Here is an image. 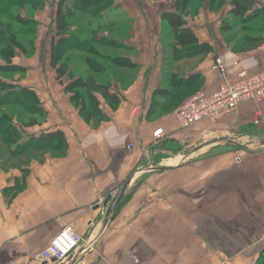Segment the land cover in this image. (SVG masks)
Returning a JSON list of instances; mask_svg holds the SVG:
<instances>
[{"label":"crops","instance_id":"crops-1","mask_svg":"<svg viewBox=\"0 0 264 264\" xmlns=\"http://www.w3.org/2000/svg\"><path fill=\"white\" fill-rule=\"evenodd\" d=\"M112 1L107 15L120 14L114 28L123 31L116 36L129 47L119 53L137 70L127 87L113 86L121 97L118 108L96 95L107 120L96 125L79 116L55 81L50 48L43 66L38 49L30 59H14L27 76L10 83L33 91L46 113L41 125L21 128L14 121L23 139L60 131L66 148L0 158V264H55L40 255L65 226L83 238L77 253L82 264H256L264 257V146L257 145L264 137V101L242 102L215 123L188 129L179 127L176 109L146 115L153 93L172 89V75L199 77L197 86L179 92L195 86L216 91L222 80L212 70L216 57L231 80L239 71L263 70L264 50L241 42L245 35L264 37V0L242 2L246 15L262 17L250 22L252 32L236 38L220 29L221 20H231L234 0H224L214 13L205 0L185 21L212 52L182 60L173 57L171 40L163 41L169 31L161 16L175 11V0ZM159 129L161 136L153 138ZM230 140L250 142L241 149ZM197 142L204 144L195 148ZM186 151L193 159L183 163Z\"/></svg>","mask_w":264,"mask_h":264},{"label":"trees","instance_id":"trees-1","mask_svg":"<svg viewBox=\"0 0 264 264\" xmlns=\"http://www.w3.org/2000/svg\"><path fill=\"white\" fill-rule=\"evenodd\" d=\"M204 1L175 0V11L165 12L161 16L165 29L172 33L171 51L177 60L203 58L212 52L207 45L199 44L185 21L187 15L197 13ZM242 2L247 0H234L230 12L233 17L241 20L240 24L247 25L254 19L262 17L257 11L246 15ZM43 4L42 0H0V59L3 63L0 64L1 75L20 74L25 70L14 65L12 61L17 51L31 56L34 54L36 25L34 21L21 16L22 8L28 6L36 9ZM223 4L224 0L208 2L211 10L218 9ZM111 10L112 0H58L54 14L55 35L58 40L56 42L53 40L50 46V66L55 70L59 84L64 86V92L70 95L71 104L77 109L79 116L86 122L94 121L96 125L107 120L99 109L96 95H100L111 108H118L121 97L113 91V86L118 85L124 89L133 81L137 70V65L131 59L119 53L122 50H129L127 45L120 42L116 36L105 38L100 35V31L116 27L115 20L109 23L104 21ZM76 14L90 18L85 21V27H76L80 22L79 18L82 20V17H76ZM221 30L226 33L231 27L223 24ZM263 39L264 37H245L242 43L245 45L244 48H256ZM75 54H78V57H74ZM73 61L75 63L73 71L66 70V66ZM81 65H84L86 70L75 74ZM70 75V81L64 85L62 78H68ZM171 80L172 89H159L153 93L146 115L148 119L177 110L187 98L198 92L196 86L199 77L196 74L186 77V81L183 77L172 75ZM189 82L188 86L181 88L182 84L187 85ZM192 83L196 84L194 88L188 92H179L180 89L190 88L189 85ZM161 99L166 103H160ZM15 107L27 114L26 121L22 120L21 112H18L16 117L11 114L12 112H7L6 108ZM45 117L46 113L40 108L33 91L0 78V156L4 151L9 153V157L27 156L29 151L44 149L64 151L66 142L62 132L54 131L24 140L23 133L14 123L17 120L21 128H29L41 125ZM256 264H264L262 255Z\"/></svg>","mask_w":264,"mask_h":264},{"label":"built area","instance_id":"built-area-1","mask_svg":"<svg viewBox=\"0 0 264 264\" xmlns=\"http://www.w3.org/2000/svg\"><path fill=\"white\" fill-rule=\"evenodd\" d=\"M259 49L264 50V39ZM212 70L221 75L220 86L211 93L200 90L178 107L175 119L181 129L191 128L201 121L215 123L232 114L242 102L260 104L264 101V69L254 74L239 71L236 79L231 80L226 76L222 59L216 57ZM161 134V129L156 130L153 138L157 139ZM127 147L133 148L132 145ZM82 243L83 238L70 226H65L41 252L40 259L55 264H82L77 255Z\"/></svg>","mask_w":264,"mask_h":264},{"label":"rangeland","instance_id":"rangeland-1","mask_svg":"<svg viewBox=\"0 0 264 264\" xmlns=\"http://www.w3.org/2000/svg\"><path fill=\"white\" fill-rule=\"evenodd\" d=\"M42 1L44 3L42 7H38V8L35 9L34 7L31 8V7L26 6L27 8L26 7L22 8L23 11L21 12V16H23V18L30 19L31 21L35 22L36 31H35V34H34V50L33 51L35 53L36 52L35 50L38 49L39 55L41 57V59H40L41 61L40 62H41V65L43 66V64H44V62H43L44 54H48V49L50 48L48 46V43L50 42L52 44L53 40H54V42H56L58 40V38L55 35V30H54V32L52 30V27H53L52 13L55 14L56 5L58 3V0H42ZM67 3H68V5H70L69 1H67ZM218 10L219 9H215V10H211V11L214 13V12H217ZM78 16H81L82 20L79 18L80 22L78 24H76V27L81 28L82 26L85 25V21H87L90 18L87 17V16H82L81 14H76V17H78ZM50 18H51V20H50ZM114 20H117V21L120 20V14L119 13H112V14L108 15L104 19V21H107V23H109V21L113 22ZM240 22H241V20H239V18H235V17L231 16V20H228V19L221 20L220 29H221V25H223V24H226V26L231 27V30L229 31L230 34H228V37H232V38H236V37L241 36V35L244 36L245 34H248V33L252 32V29H250V27H252L251 23H249L247 25H244V24H240ZM255 26L256 25L254 24V27ZM119 27H122V25L119 26ZM122 28H119L120 30H118V28H117L118 31H116L115 28H114V30L105 29L103 31H100V35L102 37H105V38L115 37L117 34H119L121 31H123ZM75 31H77V30H75ZM122 34H124V32H122ZM224 34H226V33L224 32ZM164 35H165V37H163L164 38L163 41L171 40V45H172V43H173L172 42L173 41L172 33L171 34L170 33L169 34H164ZM50 36H51V39H50ZM244 37H247V36L245 35ZM51 44H50V46H51ZM100 51H104V50H100ZM18 54L20 56H22L24 59H30L34 55V54H32V56H31L30 54H24L21 51H17L15 55L17 56ZM16 56H15V58H16ZM74 57H78V54H75ZM14 59H13L12 62L19 63V60H17V59L14 60ZM1 62L2 61L0 59V63ZM58 63H59V61L57 62V64ZM74 64H75L74 61L72 63L68 64L66 66V70L73 71V69H74L73 65ZM47 65H48V63H47ZM78 67H79V69H78V71H76L75 74L86 70V67L84 65H81V66H78ZM53 71L55 72V70H53ZM17 75L21 79H24L27 76L26 69L23 72H21L20 74H13V75H11V74L1 75L0 74V78L7 79V81L13 82L15 84V77ZM55 77H56V73H55ZM70 79H71V75L68 78L67 77L62 78L61 81L63 82V84L64 83L67 84L70 81ZM55 81L60 86V84H59L60 82L57 81V78L55 79ZM6 109H8L7 112H10V113L12 112L11 114L13 116H15V117L17 116L18 112H21L20 115L22 117V120H24V121H26V119L28 118L27 114H25L21 110H18L17 107L12 108V109H10V108H6ZM19 126H20V124H19ZM248 142H250V140L246 141L245 143L243 142V144H248ZM198 144L202 145V144H204V142H197L195 148L199 147ZM251 144H254V142L251 143ZM254 146H257V145L254 144ZM0 147H1V144H0ZM6 152L7 151L2 152L0 158H3L6 155ZM187 152L188 151H186V153L184 154V157H183L184 160L188 159V155H189V153L191 151H189L188 153Z\"/></svg>","mask_w":264,"mask_h":264},{"label":"water","instance_id":"water-1","mask_svg":"<svg viewBox=\"0 0 264 264\" xmlns=\"http://www.w3.org/2000/svg\"><path fill=\"white\" fill-rule=\"evenodd\" d=\"M226 143H229V144L233 145V147L236 146V147L241 148V149H245V148L247 147V144H243V143H240V142L238 143V142L235 141V140H230V141H227ZM257 145H258V146H264V137H262V139H261L259 142H257ZM199 153H201L200 148L196 149L191 155H194V156H192V157H195V156H197ZM192 157H191V158H188V159H186V160H184L183 163H185L186 161H189V160L193 159ZM180 164H181V163H180ZM160 169H161V170H165V169H168V167H160ZM128 183H129V181H127V182L125 183V185H124L123 188H125V187L127 186ZM123 191H124V189L121 190L118 199H119L120 196L123 194ZM118 199H116V200L114 201V203H113L114 206H115L116 203L118 202ZM111 210H112V207L109 208V211H108L107 214H109Z\"/></svg>","mask_w":264,"mask_h":264}]
</instances>
